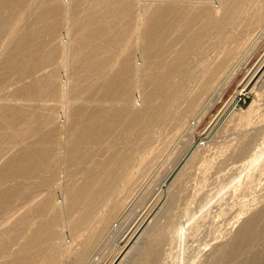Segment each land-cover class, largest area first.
Masks as SVG:
<instances>
[{"label": "bare ground", "instance_id": "1", "mask_svg": "<svg viewBox=\"0 0 264 264\" xmlns=\"http://www.w3.org/2000/svg\"><path fill=\"white\" fill-rule=\"evenodd\" d=\"M48 1L0 0V91L6 83L17 86L11 96L29 103L3 106L0 99V258L6 259L0 264L92 261L162 150L155 132L198 124L264 37V0H217L218 7L216 0H84L80 6L70 0L73 9L70 1L55 0L67 31H77L64 40L57 29L46 42L41 5ZM206 50L216 58L193 65L194 52ZM62 58L70 75H47ZM251 91L243 83L215 122L238 111ZM55 99L58 106L50 105ZM169 184L168 179L156 196ZM141 218L113 263L129 264L139 250L134 264L159 263L165 229L154 215L135 235ZM263 220L264 205L213 264H264ZM260 235L262 249L251 251Z\"/></svg>", "mask_w": 264, "mask_h": 264}, {"label": "rangeland", "instance_id": "2", "mask_svg": "<svg viewBox=\"0 0 264 264\" xmlns=\"http://www.w3.org/2000/svg\"><path fill=\"white\" fill-rule=\"evenodd\" d=\"M59 1L49 0L41 5L46 10L42 24V37L46 42L51 40L57 29L59 37L64 40L77 31L75 29L67 31L68 23L59 17L56 10ZM64 1L68 4L70 0ZM74 4L70 3L72 9ZM76 4L80 6L84 4V0H79ZM213 5L218 7V1L216 0ZM254 10H250L251 15ZM215 55L212 50L195 51L192 56L193 65L203 57L212 60L216 58ZM61 60L60 64H54L48 69L47 75L54 73L60 79L70 75V64L64 65V58ZM262 69H264V37L246 57L244 66L220 92L215 105L204 112L193 129L182 130L181 134L172 126H168L155 132L154 142L159 151L161 148L162 150L157 155L156 161L148 166L151 172L147 168V172L144 173L149 172L148 177L145 174H143L145 177L141 175L144 181L142 179L140 181L141 177H139L138 183L123 207V210L128 208L127 213L118 228L108 234L95 248L94 257L87 264H111L116 261L123 247L128 245L125 240L126 234L140 215H143L141 218L143 222L142 225L140 223V226H137L135 235L143 232L144 222L154 215H157L156 219L159 220L157 223L159 222L165 229L166 238L158 264H210V262L213 264L214 260L222 256L231 237L264 205V73ZM243 83L248 84L252 91L242 97L239 110L230 114L223 113L220 120L215 122V117L222 114L229 100ZM16 87L10 88L6 83L5 89L0 91V99L3 100L1 105L28 108L29 103L11 96ZM135 99V104L140 106V100ZM57 100L55 99L50 105L58 106L55 103ZM197 116L199 117L200 114L192 116L186 127L191 125ZM245 145L248 149L243 156H240V151ZM193 155L195 157L190 163ZM187 159L190 160L187 162ZM168 179L169 188L159 197L156 196ZM138 192L140 193L136 196ZM172 196L176 197L174 202L171 200ZM244 211L245 214H242ZM260 232L264 234V220ZM132 239L134 238L129 240L130 245L133 244ZM260 239L261 235L249 246L251 251L262 249ZM136 245L135 248L140 249L141 242ZM18 249V246L13 247V251ZM139 251L136 252L137 254H131L129 264H134L133 261H136L140 255ZM239 257L238 260L243 259L242 255ZM4 258H0V262L5 261ZM12 259L13 257L8 258V260ZM66 264L74 263L66 260Z\"/></svg>", "mask_w": 264, "mask_h": 264}]
</instances>
